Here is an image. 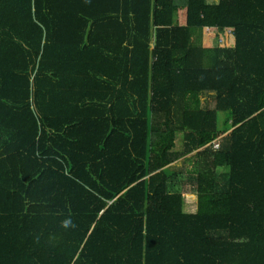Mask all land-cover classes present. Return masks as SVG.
Instances as JSON below:
<instances>
[{"label": "trees", "instance_id": "16d2710c", "mask_svg": "<svg viewBox=\"0 0 264 264\" xmlns=\"http://www.w3.org/2000/svg\"><path fill=\"white\" fill-rule=\"evenodd\" d=\"M0 264H264V0H0Z\"/></svg>", "mask_w": 264, "mask_h": 264}, {"label": "rangeland", "instance_id": "374dc122", "mask_svg": "<svg viewBox=\"0 0 264 264\" xmlns=\"http://www.w3.org/2000/svg\"><path fill=\"white\" fill-rule=\"evenodd\" d=\"M211 1V0H209ZM215 1V0H214ZM202 102L204 103H209L208 105L213 108L215 106V101L210 98H202ZM220 119L222 120L224 118V115L219 114ZM221 124V121H220ZM185 143L186 140H184V134H179L177 137V142H176V149L175 151L177 152H182L185 149ZM197 152L192 153L191 155H188L187 157L179 160L178 162L174 163L172 166L175 170H183L184 174L182 177V180L177 181V184H181L182 192L184 193V197L186 200H193L196 201L197 198L195 196L196 193V182L193 180V178L190 176V170L194 167L193 163L188 160H194V158H197ZM186 209L185 206V212H191L190 210Z\"/></svg>", "mask_w": 264, "mask_h": 264}, {"label": "crops", "instance_id": "0c3cea01", "mask_svg": "<svg viewBox=\"0 0 264 264\" xmlns=\"http://www.w3.org/2000/svg\"><path fill=\"white\" fill-rule=\"evenodd\" d=\"M215 1L217 2L218 0H215ZM213 2H214V0H213ZM195 196H196V195H195ZM196 198H197L196 201H193V200H191V201L186 200V204H185L186 209H188V210L191 211V212H189V211L187 210L188 213L195 214V213L198 212V197L196 196ZM184 209H185V207H184Z\"/></svg>", "mask_w": 264, "mask_h": 264}, {"label": "water", "instance_id": "95a60500", "mask_svg": "<svg viewBox=\"0 0 264 264\" xmlns=\"http://www.w3.org/2000/svg\"><path fill=\"white\" fill-rule=\"evenodd\" d=\"M164 173L166 174V176H167L168 178H170V177L174 174V172L171 171L169 168H168V169H165V170H164Z\"/></svg>", "mask_w": 264, "mask_h": 264}, {"label": "built area", "instance_id": "2783aa9c", "mask_svg": "<svg viewBox=\"0 0 264 264\" xmlns=\"http://www.w3.org/2000/svg\"><path fill=\"white\" fill-rule=\"evenodd\" d=\"M215 148H216V149H218V148H219V146H218V145H216V146H215Z\"/></svg>", "mask_w": 264, "mask_h": 264}]
</instances>
